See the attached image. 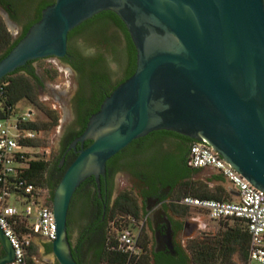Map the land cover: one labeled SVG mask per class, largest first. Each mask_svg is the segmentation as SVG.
<instances>
[{
	"label": "water",
	"instance_id": "95a60500",
	"mask_svg": "<svg viewBox=\"0 0 264 264\" xmlns=\"http://www.w3.org/2000/svg\"><path fill=\"white\" fill-rule=\"evenodd\" d=\"M7 9L0 6L5 18ZM104 11L125 25L136 68L70 146L81 149L51 203L57 237L50 245L58 264H78L67 226L76 190L89 177L99 184L106 162L149 133L205 142L264 193V0H55L0 61V80L29 61L64 57L69 32ZM165 238L173 254L171 233ZM0 252V264L13 262L1 229Z\"/></svg>",
	"mask_w": 264,
	"mask_h": 264
},
{
	"label": "trees",
	"instance_id": "16d2710c",
	"mask_svg": "<svg viewBox=\"0 0 264 264\" xmlns=\"http://www.w3.org/2000/svg\"><path fill=\"white\" fill-rule=\"evenodd\" d=\"M54 2L55 0H0V6L3 8L8 7L7 11L10 14H14L11 16L12 20H18L22 15L31 20L17 37H13L7 30L5 21L0 16V61L23 39L29 28L40 20L42 10ZM76 37H81L87 47H93L97 51V58L88 65L82 63L75 65L81 77L80 95L84 97L81 98L82 102L77 105L80 118L82 119L91 108H94L95 105L101 102L105 92L109 94L113 90L111 87L114 81L118 80L116 83V86H118L134 73L136 68V49L123 22L116 14L110 11H104L93 16L69 32L67 40V54L69 55H74ZM111 63L116 65L114 72H111L109 68ZM20 69H16L0 80V120L11 115L19 102L27 101L41 111L45 117V120L31 123L30 127L40 132H48L57 126L58 115L55 110L44 108L37 98V85L41 84L40 77L34 71H29L28 75L21 74L19 73ZM45 73L49 75L51 71L45 70ZM15 75L18 76L14 77ZM113 76L117 77L116 80H114ZM87 92L89 99L86 100L84 94ZM166 135L175 134L155 132L148 135L144 140H147L149 137H154L160 141L166 138ZM142 141H134L126 148L125 152L140 144ZM27 146L34 149L38 147V143L36 141L29 142ZM189 151L190 148L187 151L186 162L188 161ZM62 156L63 153L56 157V161L54 162V158L45 160L44 158L33 156V154L24 155L27 159V168L22 170L20 178L27 184H33L47 189L48 204L52 203L54 190L64 173H62L56 183H51L48 178V170L53 162L58 164ZM146 168L148 169L143 170V177L141 179L143 186H138L141 200L151 195L159 183L174 184L178 181H183L184 178H187V180L180 182V188L183 191L180 199L183 196L191 195L204 199L232 200L230 188L225 189L220 185L209 188L214 183H227L213 169H192L186 165L188 173L177 177L171 162L166 159L159 166L146 164ZM200 174L209 176L202 178L199 182L194 181V178ZM86 183L87 180L76 190V194ZM145 185L150 190H146ZM73 204L74 199L69 206L67 226L70 224ZM188 210L191 209L179 206V204L171 205V211L174 213H188ZM121 216H125L126 218H119ZM145 216L146 211L143 205L139 206L132 198L130 192L123 191L109 212L108 224L111 223L112 232H109V228L105 230L104 243L97 253V261L95 264H157L153 260L152 250L148 249V244L150 242L152 243V237L148 239L142 231L139 235V241L143 246V253L140 257L129 258L127 254L113 250L116 233L127 225L134 226L136 220L144 218ZM129 218L134 219V222ZM218 223L226 227L219 238H216L213 242H200L189 246L190 255L195 261V264H227L235 253H239L246 264L248 260L249 235L243 222L220 221ZM229 223L232 226L228 227ZM45 249L46 253H52L50 243L45 245ZM168 260L174 263L172 257H169ZM25 264L36 263L32 259L26 258ZM55 264L58 263L56 262Z\"/></svg>",
	"mask_w": 264,
	"mask_h": 264
},
{
	"label": "flooded vegetation",
	"instance_id": "af4514ba",
	"mask_svg": "<svg viewBox=\"0 0 264 264\" xmlns=\"http://www.w3.org/2000/svg\"><path fill=\"white\" fill-rule=\"evenodd\" d=\"M8 12V11H7ZM13 13L8 12V21L18 29L17 37L31 21L25 16H20L18 20H12ZM21 19L24 21L21 23ZM97 58V51L93 47H87L84 40L81 37L75 38L74 55H66L62 58L48 57L44 59H38L27 62L21 67L19 73L28 75L29 71H34L36 75L37 70L35 64L39 61L56 60L64 69L68 70L73 77V87L68 96V114L64 117V122L61 128L58 130L56 146L54 147V162L56 157L61 153L63 156L58 164H53L48 170V178L51 183H56L62 173L66 170L69 164L76 158L77 151L81 149L80 144H77L75 149L70 148L72 142L79 137L88 122L90 116L96 113L103 100L110 95V93L117 87L118 80L112 83V89L109 94L105 92L103 99L94 108H91L87 114L81 119L78 103L82 102L80 95V74L76 70L75 65L82 63L88 65L90 62ZM111 63L109 68L111 72L113 69ZM41 84H38L37 91L41 93L44 88V83L40 78ZM116 86V87H115ZM115 87V88H114ZM53 92V90H50ZM64 94V93H63ZM80 95V97H78ZM85 95V99H89L88 92ZM56 99L58 97L56 96ZM42 101L43 98L40 97ZM173 133L175 135H166L163 140H156L154 137L148 135L139 138L134 141H142L136 145L134 149L125 152L131 144L111 157L105 166V174L100 176L99 184L94 177H89L85 186L76 194L73 195L74 204L71 210L70 224L68 226V238L70 242L72 256L78 264H95L97 261V253L102 248L104 243L105 230L108 228V217L112 207L116 204L121 193V178H127L132 184L143 186L142 177L143 171L141 169L143 164V156L148 151L159 150L161 151V159L169 160L177 175L180 177L186 175L188 169L187 151L191 145L196 142L189 137L170 132V131H155ZM152 132V133H155ZM91 144V141H85L83 148H87ZM51 159V156H50ZM148 164V163H147ZM189 167V166H188ZM85 180V181H86ZM184 178L183 181H186ZM174 184H162L159 183L151 193L142 200V205L146 211L144 217V225L148 226L152 236V257L157 264H195L192 259L189 250L188 239L192 235L196 234L200 228V222L198 219H193L194 222H189L191 218L187 217V213H174L171 211V205L179 204V200L183 191L180 188V182ZM146 190H150L145 185ZM75 196V197H74ZM71 200V203H72ZM70 203V204H71ZM179 206H181L179 204ZM170 222V226L165 222L166 218ZM167 232L172 235V243L174 247V253L165 248ZM157 250V252H156ZM1 255V252H0ZM169 257L174 259V263L168 260Z\"/></svg>",
	"mask_w": 264,
	"mask_h": 264
},
{
	"label": "built area",
	"instance_id": "2783aa9c",
	"mask_svg": "<svg viewBox=\"0 0 264 264\" xmlns=\"http://www.w3.org/2000/svg\"><path fill=\"white\" fill-rule=\"evenodd\" d=\"M33 113L12 114L0 120V229L14 250L11 264H25L33 237L48 243L57 237L56 222L47 189L27 184L20 178L27 168V146L39 132L30 127ZM188 166L210 168L218 172L231 190L232 200L204 199L191 195L179 200L181 206L207 217L211 221H240L249 235L248 264H264V193L255 189L241 174L233 170L205 142H194L189 151ZM132 222L134 219L129 218ZM136 224V223H135ZM134 224V225H135ZM137 232L131 226L115 235L113 250L138 258L143 253Z\"/></svg>",
	"mask_w": 264,
	"mask_h": 264
},
{
	"label": "rangeland",
	"instance_id": "374dc122",
	"mask_svg": "<svg viewBox=\"0 0 264 264\" xmlns=\"http://www.w3.org/2000/svg\"><path fill=\"white\" fill-rule=\"evenodd\" d=\"M0 16L5 21L7 30L12 34V36H16L18 29L15 28L10 21H8L5 16L0 14ZM24 20L21 19V23ZM37 74L41 78L42 82L45 84L43 90L41 93H37V98L42 104V106L46 109H52L55 110L58 115V123L57 126L48 132H39L38 138L35 140L38 143V147L34 149H28L27 151L30 154H33V156H36L38 158H44L45 160H48L51 156V158H54V147L56 146L57 141V135L58 130L61 128L64 117L67 115L69 111V104H68V96L67 94L70 93L73 87V77L72 74L63 68V66L56 60H44L39 61L35 64ZM113 69L115 68V65H112ZM45 70H50L51 73L47 75L45 73ZM18 75H15L14 77H17ZM52 77V78H51ZM114 80H116V76H113ZM50 90H53L50 91ZM64 93V94H63ZM56 96L58 99H56ZM40 97L43 98V100H40ZM27 111H30L33 113V119L34 122L45 120V117L41 111H39L35 106L29 104L27 101H21L15 106L14 113L17 115L24 114ZM135 147H132L128 151L134 149ZM143 164H142V171L146 168V164H153V166H159L162 162L161 159V151L154 150V151H148L143 156ZM209 175L206 174H200L194 178V181H200L202 178L208 177ZM220 185L225 189L230 188L227 183H214V185H210L209 188H213V186ZM121 190L122 191H128L132 195V198L136 201V203L140 206L142 205V200L139 196V185L132 184L127 178L122 177L121 178ZM187 217L191 218L189 222H194L193 219H198L200 222V228L199 231L189 237L188 244L195 245L200 242H213L216 238H219V236L225 231V225L219 224L216 221H211L207 217H204L201 214H198L192 210H188ZM121 219L126 218L125 216L119 217ZM128 220V219H126ZM145 218H139L136 220V224L131 227L135 232H137L138 228L142 226V232L146 234L148 239H150L151 231L149 230L148 226L144 225ZM232 226V224H228V227ZM128 227V225L126 226ZM109 232H112L111 229V223L108 224ZM150 241V240H149ZM143 243V242H142ZM148 249L152 250V243L150 242L148 244ZM33 255L39 260L42 257L41 251L39 249H36L32 251ZM51 261L45 262L44 260H40L39 263L36 264H55L54 257H51ZM227 264H245L242 256L239 253H235L232 255L229 263ZM248 264V260L246 262ZM250 264H257L255 261H252Z\"/></svg>",
	"mask_w": 264,
	"mask_h": 264
},
{
	"label": "crops",
	"instance_id": "0c3cea01",
	"mask_svg": "<svg viewBox=\"0 0 264 264\" xmlns=\"http://www.w3.org/2000/svg\"><path fill=\"white\" fill-rule=\"evenodd\" d=\"M49 244L46 240L40 237H33L32 239V245L29 250L27 259L34 260L35 263H39L40 260H44L45 262L51 261V257H53L52 253L48 254L46 253L45 245ZM39 249L41 251L42 257L38 260L32 253V251ZM55 259V258H54ZM56 263V260H55Z\"/></svg>",
	"mask_w": 264,
	"mask_h": 264
}]
</instances>
